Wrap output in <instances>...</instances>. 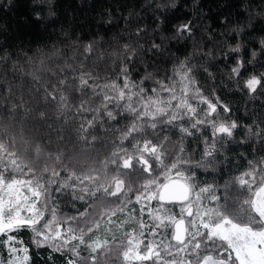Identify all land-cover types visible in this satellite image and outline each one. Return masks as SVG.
Here are the masks:
<instances>
[{
  "label": "snow or ice",
  "instance_id": "6c2138e0",
  "mask_svg": "<svg viewBox=\"0 0 264 264\" xmlns=\"http://www.w3.org/2000/svg\"><path fill=\"white\" fill-rule=\"evenodd\" d=\"M149 7L154 27L138 28L136 45L106 59L88 43L77 66L32 73L38 99L13 100L0 85V264H34L41 251L49 264H264V108L236 116L217 94L212 51L177 55L197 26L165 36L175 0ZM252 19L236 36L247 38ZM225 47V58L241 52ZM257 53L234 57L227 74L251 100L264 96V71L247 67L264 66ZM20 115L44 133L28 135Z\"/></svg>",
  "mask_w": 264,
  "mask_h": 264
},
{
  "label": "trees",
  "instance_id": "16d2710c",
  "mask_svg": "<svg viewBox=\"0 0 264 264\" xmlns=\"http://www.w3.org/2000/svg\"><path fill=\"white\" fill-rule=\"evenodd\" d=\"M156 2L158 0H13L15 8L0 11V48H3L0 55L8 57L0 63V85L12 88L15 93L13 100L21 96L25 101L38 99V94L32 91L36 86L32 73L47 78V69L56 71L58 65L64 66V61L77 66L84 59L83 47L88 43L97 46L96 55L103 52L106 59L110 52L119 51L124 43L136 45V30L154 27V16L158 13L153 12L149 5ZM37 4L41 7H35ZM262 10L264 0H178L176 8L166 10L168 19L161 26L165 36L171 35L175 26L181 23L191 21L197 26L194 42L176 44L181 50L177 55L185 46L189 52L195 49L197 54L211 50L217 57L215 63L218 67L210 69L217 77V94H222L226 102L237 110L236 116L242 118L246 116V109L259 112L264 108V96L251 100L234 92V84L228 80L227 74L235 66L234 57L247 61L251 59L252 51L260 53L259 40L264 38V24L260 23L261 17L257 14ZM249 15L253 17V28H245L247 38L244 33L236 36L232 29L244 27ZM154 35L152 33L139 43L147 48ZM236 43L242 45L241 52L228 53L225 58L228 52L225 45L234 47ZM54 52L59 55H53ZM40 57L45 59L43 66L40 65ZM70 57H75V60ZM261 57L264 53H260L258 59ZM97 63L95 59L86 62L89 70L93 71L99 70ZM247 67L250 71H264V66L259 63ZM221 81L226 87L219 86ZM202 83L210 86L207 81ZM6 116L0 112V117ZM17 119L27 121L24 128L28 135L44 133V127L35 119L23 115ZM65 211L71 209L65 208ZM34 264H49L47 253L41 251L34 257ZM56 264H61V261L56 260Z\"/></svg>",
  "mask_w": 264,
  "mask_h": 264
},
{
  "label": "clouds",
  "instance_id": "9594fccd",
  "mask_svg": "<svg viewBox=\"0 0 264 264\" xmlns=\"http://www.w3.org/2000/svg\"><path fill=\"white\" fill-rule=\"evenodd\" d=\"M178 2V0H175V3H177ZM241 49H242V45H241ZM257 55H258V53H257Z\"/></svg>",
  "mask_w": 264,
  "mask_h": 264
}]
</instances>
